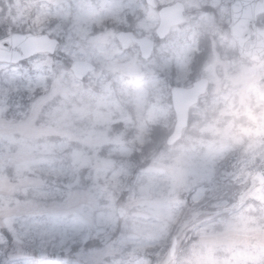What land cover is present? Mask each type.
I'll return each mask as SVG.
<instances>
[{
    "label": "rangeland",
    "instance_id": "rangeland-1",
    "mask_svg": "<svg viewBox=\"0 0 264 264\" xmlns=\"http://www.w3.org/2000/svg\"><path fill=\"white\" fill-rule=\"evenodd\" d=\"M175 1L188 19L159 40L158 8ZM219 2L0 0V37L59 41L34 55L43 79L31 88L0 63V218L24 225L21 248L0 245V264H160L173 236L169 264H264V183L236 204L264 162V61L224 77L216 45L200 73L188 68L198 35L217 32L206 5ZM119 30L152 38L151 56L121 49ZM81 59L96 68L77 80L70 65ZM199 75L208 90L167 145L170 87Z\"/></svg>",
    "mask_w": 264,
    "mask_h": 264
},
{
    "label": "water",
    "instance_id": "water-1",
    "mask_svg": "<svg viewBox=\"0 0 264 264\" xmlns=\"http://www.w3.org/2000/svg\"><path fill=\"white\" fill-rule=\"evenodd\" d=\"M146 2L155 6L154 0H146ZM182 11L183 6L179 2L162 7L158 12L160 20L156 28V34L159 37H163L168 33L173 24L183 21ZM261 13H264V0H234L231 3V33L237 41L239 53L253 60H259L264 54V28L261 29L255 25V20ZM250 35H254L253 40H249ZM4 38H7L10 43L6 46H0V62L8 63H12L18 54L25 56L37 53L52 54L58 42L55 38H51L47 34H33L30 32H13L0 40ZM116 39L122 48L136 43L142 58H147L153 47V43L148 37H136L131 31H118L116 33ZM112 57L113 55L109 54L106 58L111 59ZM70 69L77 79H82L87 72L94 69V65L87 60H78L71 64ZM206 84V79H199L190 88H172V102L176 122L172 133L167 138L168 144L173 143L181 136L182 129L187 124L188 108L205 91ZM254 179L258 183H262L263 173H258L252 178V180ZM118 213L120 216L122 215L121 208L118 209ZM175 247L176 238L174 237L167 255L161 264H167L173 258Z\"/></svg>",
    "mask_w": 264,
    "mask_h": 264
},
{
    "label": "flooded vegetation",
    "instance_id": "flooded-vegetation-1",
    "mask_svg": "<svg viewBox=\"0 0 264 264\" xmlns=\"http://www.w3.org/2000/svg\"><path fill=\"white\" fill-rule=\"evenodd\" d=\"M232 1L233 0H226L225 3L223 2L225 4V6L227 7V15L225 17V21H223V22H222V1L220 0V2L218 4L206 5L207 7L213 9L212 15L214 16L213 20L215 21L214 22L215 26L212 28L216 29L217 32L210 33L211 31L210 32L205 31L204 33H201L198 35L197 43H196V49L193 50V52H191L192 55H191V59H190L189 64H188V68L193 75L200 73L199 70L201 69V67H203L205 65L209 53L211 51H214L216 45L219 46L220 50L222 47V53L224 50L225 53L227 54L226 55L227 57H225V59H222L223 60L222 65L224 67L222 74L224 77L228 76L229 74H232L231 73L232 71H230V69H235L236 67H238V68L249 67L252 65L260 64L264 61V54L260 60L254 61L248 57L241 56L240 53L238 52L236 39L234 38V36L232 35L231 30H230V23H231L230 22L231 21L230 4ZM206 6H204V8H206ZM183 8H184V5H183ZM183 13H184V10H183ZM187 19H188V16L184 15L183 22H181L177 25H174L171 28V30L181 27V25H183ZM256 24L258 26H260L261 28L264 27V14L258 16ZM187 36H188V34H187ZM200 36H202V37L200 38ZM166 37L167 36H165L161 39H164ZM161 39H159V40H161ZM252 39H253V35H250L249 40H252ZM203 40H204V42H203ZM209 46H211V47L209 48ZM202 77L207 78V87H206L205 93H203L202 95H200L198 97L197 102L194 105H196L200 101L202 96H204L208 90V86H209L210 81H209L208 77H206L204 75H199L197 78H195L191 82V84L195 80L202 78ZM194 105H192L190 107V109ZM250 178L248 179L247 185H249V183H250ZM245 188H246V186H245ZM243 189L244 188L241 187L238 192L241 193Z\"/></svg>",
    "mask_w": 264,
    "mask_h": 264
},
{
    "label": "snow or ice",
    "instance_id": "snow-or-ice-1",
    "mask_svg": "<svg viewBox=\"0 0 264 264\" xmlns=\"http://www.w3.org/2000/svg\"><path fill=\"white\" fill-rule=\"evenodd\" d=\"M8 43H10V41H8L7 38L0 40V46H6ZM5 71L8 74L9 82L15 79L26 80L29 88H31L33 81L39 84L43 79L41 76L43 68L34 55L25 56L18 54L11 65L5 66ZM0 96H3V99H0V105H6L7 96L3 90H0ZM17 107H19V105H17ZM41 215H46V213H41ZM23 226L19 217L5 216L0 218V245L5 247V251L9 243H11L14 248L22 247ZM83 251H86V249H78L77 254H81ZM9 257L10 259H15L11 254H9Z\"/></svg>",
    "mask_w": 264,
    "mask_h": 264
}]
</instances>
